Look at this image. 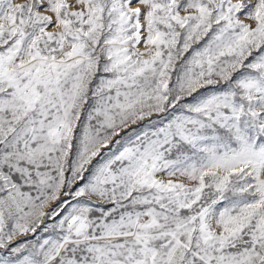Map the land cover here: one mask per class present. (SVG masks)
Listing matches in <instances>:
<instances>
[{"label": "snow or ice", "instance_id": "obj_1", "mask_svg": "<svg viewBox=\"0 0 264 264\" xmlns=\"http://www.w3.org/2000/svg\"><path fill=\"white\" fill-rule=\"evenodd\" d=\"M0 264H264V0H0Z\"/></svg>", "mask_w": 264, "mask_h": 264}]
</instances>
